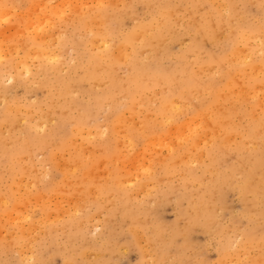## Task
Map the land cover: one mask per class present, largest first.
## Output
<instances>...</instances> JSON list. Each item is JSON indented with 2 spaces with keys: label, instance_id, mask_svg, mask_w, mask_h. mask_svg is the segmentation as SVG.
<instances>
[{
  "label": "bare ground",
  "instance_id": "6f19581e",
  "mask_svg": "<svg viewBox=\"0 0 264 264\" xmlns=\"http://www.w3.org/2000/svg\"><path fill=\"white\" fill-rule=\"evenodd\" d=\"M125 2H121L123 9L120 12L108 2L107 4L101 2V5L95 7V11L92 10L89 14L90 19L80 22L85 34H80L78 37L65 34L60 28L56 37L53 33L52 35L48 33L50 34L48 36L39 25L33 27L36 33L34 36L18 37V39L0 36V70L8 72L7 76L11 75L8 76L9 79L12 76L15 79H22L28 75L30 60L35 61L37 72L44 76L39 85L47 89L45 90L49 95L48 108L47 111H42L38 107L39 112L32 126L41 130L40 127L45 128L44 126L53 119L52 123H49L50 126L47 125L51 128L49 135L34 139L28 132V126H25L26 116L20 113L17 103L3 100L5 102L0 111V125L5 126L6 130L1 131H5L3 133L6 135L0 134V155L3 156L12 183L15 185L9 186L7 194L0 192V212L6 213L8 206L15 205L19 201L17 196L13 195L14 188L18 186L13 176L27 174L29 167L24 164L25 160L32 156L34 149L47 148L48 145L50 149L46 150L44 161H47L51 167L61 166V169L58 168L61 170L60 180L52 183L48 191L56 194L62 190V187H67L63 196H69V199L76 197L86 204L92 201L96 203V208H99V200L106 198L110 202L106 210L110 215H118L120 220H126L129 231L135 239L140 232L139 229L142 228L143 222L139 216L144 210L133 207L131 191L135 192L133 190L136 189L145 193L149 188L146 182L153 184L147 181L152 178L156 182L165 181L168 192L172 190L171 176L178 172L180 165H183L180 174H182L184 191L176 200L179 203L182 199H186L188 205L181 209V214L187 220L186 227L181 232L184 233L196 224L202 226L205 231L209 230L219 207L216 197L217 187L226 184L236 186L244 202L242 214L248 224H254V226L249 224L241 230L242 237L238 247L244 249L242 255L245 256V251L249 247L264 243V228L261 226V217L264 216V147H262L264 145L262 144L264 143V0H128V2L125 0ZM134 2L149 8L147 21H139L132 16ZM246 4L258 9L255 19H250ZM181 8L182 16L178 14ZM124 24L128 26L127 31L124 35L118 36L119 26ZM73 25L70 26L73 28ZM177 25L193 32L197 38L195 41H189L190 43L175 55L170 66L163 67L161 62L167 56L169 42L179 38L176 32ZM251 40H258L254 47L250 46ZM205 42L214 45L221 42V51L203 52ZM65 45H69L81 60L77 66L70 68L67 75H62L59 69L61 52ZM19 50L21 55L18 54ZM188 54L192 55L190 60L187 58ZM121 68H125L126 73L120 76L118 70ZM74 70H78L75 78L72 76ZM50 73L53 74V78L48 76ZM74 84L83 85L85 92H89L92 96V102L83 103L85 105L75 115L73 110L77 108L78 103L76 104L75 96L73 97L72 94ZM148 92L151 94L148 95ZM137 108L144 109L143 116L136 122L126 120L124 113L128 112L134 117L137 115ZM101 111L106 121L102 131L96 122H90L91 117H96ZM66 123L69 124L67 131L62 130V126ZM170 130L172 135L174 133L175 139L167 143L168 155L159 159L162 169L160 176L150 174V166L143 169L135 155L130 158L126 157L125 153L122 154L123 147L127 146L130 149L137 142L142 143L144 150H148L153 144V139L159 140L163 134L171 132ZM183 130H186V133H183ZM94 132L101 137L91 139V134ZM77 136L92 143L90 151L87 152L82 143H76ZM65 151L68 157L64 159L62 154ZM205 156L209 160L203 170L209 173L206 179L195 175L192 171L194 169L192 163L201 162ZM227 156L231 157L230 161H226ZM126 160L134 164L135 161L138 162L134 166L138 170L142 168L141 171L146 173L144 180H138L131 190L126 184L131 175V171L125 170L123 165ZM220 163H223V168H218ZM99 165L110 166L103 180L97 178L95 171L100 167ZM139 165L141 168H138ZM191 181H197L201 186V192L196 197H192L186 190L189 187L188 182ZM25 190L26 188L24 193ZM147 193L149 194V191L146 195ZM81 205L82 208L83 204ZM73 206L75 211L76 205ZM41 211L46 213L47 210L42 207ZM71 214L68 211L67 221L62 223V228L67 225L70 228L74 226L73 229L71 228L73 232L70 231L68 234V241L75 233L80 232L81 221L86 219L85 216L83 220L75 219ZM15 219L18 220L19 216ZM11 221L14 222L13 219ZM54 225L52 221L46 223V231L50 232ZM35 226L30 224L27 228H23L20 224L15 237L9 236L7 240L0 238L3 253L17 246L25 245L26 249L32 240L29 238V231ZM151 228L150 239L161 242L159 249L164 250L166 248V241L162 240L164 232L156 223L152 224ZM168 230H171L168 234L171 241L177 235L178 229L172 226ZM38 239L39 237L37 242ZM34 241L33 239L29 249L34 245ZM39 241H42L41 238ZM51 242L55 246L59 245L53 236ZM106 247L110 250L114 249L111 241L105 244ZM87 250L86 247H80L77 254L85 257ZM51 251V254L62 256L64 263L74 258L72 254H63L61 246H56ZM221 251V258L224 259L236 255L235 251L231 252L225 248ZM41 258L43 259L42 254L35 258L34 264H42ZM91 259L93 264H104V260L97 253H91ZM79 263L86 264L84 259ZM13 264H21V260L17 259ZM249 264H259V260L254 259Z\"/></svg>",
  "mask_w": 264,
  "mask_h": 264
},
{
  "label": "rangeland",
  "instance_id": "374dc122",
  "mask_svg": "<svg viewBox=\"0 0 264 264\" xmlns=\"http://www.w3.org/2000/svg\"><path fill=\"white\" fill-rule=\"evenodd\" d=\"M99 1L100 2L98 3V0H87V1L86 0H61V1L60 0H46V1L45 0H5L3 3V0H0V32H1L0 36H2V38L4 37L8 39H12L13 37H14L13 39H18V37L21 38V37L34 36V34L36 33L33 27L39 25L42 28L43 32H47L46 34L48 36L50 34L52 35L53 33V35L56 37V35L58 34V29L60 28L62 32H65V34L68 33L67 35H71L72 37L74 36L78 37L80 36V34L81 35L85 34V31L81 27L80 22L90 19L89 14L92 12V10L95 11L96 9L95 7L98 8L101 5V2L102 3L104 2V4H107L108 2V4L111 7L112 6L115 7L119 12L122 11L123 9L122 3H126L125 0H113V1L99 0ZM126 1L128 2V0ZM44 2H46L45 5ZM35 3H37V5ZM56 6L58 8H56ZM245 6L246 9L249 11L250 19L251 20L255 19L256 17L254 16L255 14L258 13L257 12L258 9H256L251 4H246ZM119 7L121 9H118ZM60 9H64V10L62 11ZM134 11L136 12V14ZM33 14L35 15V18ZM178 14L182 16L183 14L182 8L179 10ZM148 15H149L148 7H145L142 4L141 5L137 4L136 2L133 3L132 16L135 19L139 21H147V19L149 18ZM60 24L61 26H59ZM70 25H73V28ZM127 27H128L127 24L120 25L117 35L118 36L124 35L125 32L127 31ZM176 32L178 33L179 38L176 40H171L169 42L167 48L168 50L167 56H165L161 62L163 67L170 66L172 61H174L175 59V55L178 52H180L185 46H187L188 43H190L191 41H195L197 38L193 32L185 30L182 26L179 25L176 26ZM255 42H258V40H251L250 43L252 44L250 46L254 47ZM219 43L220 44L214 45L211 44L210 42H205L202 51L204 52L207 50L208 51L211 50L216 53H219L222 48V43L221 42ZM65 46L63 47L61 52V58L62 59L64 58V60L61 59V65L59 69L60 74L62 75H67L69 73L70 68L73 66H77V64L81 60V58L76 54V52L70 49L69 45H65ZM18 54L21 55V50H19ZM191 57H192L191 54L187 55L188 60H190ZM32 61L30 60L29 62L30 73L28 75H25L22 79H15V77L13 78V76H12L13 80L12 78L9 79L8 76L10 74L7 76L8 72L0 70V111L2 110L3 103L5 102L3 100L5 99L7 101L13 102V104L17 103L18 105L16 104V106L19 107L20 113L23 116H26L25 126H28V132L31 133L30 135L34 137V139H39L49 135L50 133L49 130L51 128L48 126H50V124L52 123L51 120L53 119H51L50 122L48 121L50 124L47 123L46 126H44L45 128L40 127L41 130L32 126V124L35 122V119L37 118L36 115L39 112L38 107L42 111L43 110L47 111L48 98H49V95L46 91L47 90L46 87L39 85V83L44 79V76H41V73L37 72L35 67L36 63H34L35 61L33 62ZM76 73H78V70L72 71L73 78H75ZM125 73H126L125 68H121L118 70V74L120 76L124 75ZM48 76L50 78H53V74L51 73ZM74 86L76 88L73 87L72 94L73 97L75 96L74 98L76 99L75 100L76 104L78 103L77 108L73 110V114L75 115V113H77L81 107H83L85 104L90 103V101L92 102V96L89 92L88 93L85 92L84 88L82 87L83 85L74 84ZM74 91H76V93ZM147 94L150 95L151 92H148ZM142 109L143 108H137L136 111L137 115H135L134 117L130 116L128 112H125L124 113L125 119L128 121L129 120H133L135 122L138 121L145 113L144 109L143 110ZM257 112H259V108H257ZM90 122L91 123L96 122L99 125L100 130L102 131L103 128H105V124H106V121L103 116V111L99 112L96 115V117H91ZM68 127L69 124L66 123L64 124V126H62V130L67 131ZM1 130H6L4 125L3 126L0 125V134L5 136L6 135L4 134L5 131H1ZM172 131L171 132L168 131L165 134H163L162 137L160 138L161 140L159 139L160 143L158 139H153L152 142L153 144L149 146L150 149L148 150H144L141 145L142 143L137 142V144H135L130 149L127 148V146L126 148L123 147L122 154L125 153L124 155L126 157L129 156L130 158L135 155L136 160L140 161L139 163H141L142 168L144 167L145 169H147L150 166L149 168V171H151L150 174L152 173L157 176H160L162 174V169H161V164L159 163V159L161 160V158L163 159L168 155L169 150L167 143L169 141L172 142V140L174 141L175 139L174 133L173 135L171 134ZM183 133H186V130H183ZM94 137L96 139H99L101 135L100 136L96 135V133L94 132L93 134H91V139ZM75 139H76V143L83 144L81 145L84 147V149H86L87 152L90 151L89 149L92 148L93 146L92 143H89L81 136H77ZM236 139L238 140V138ZM262 147H264V145H262ZM47 149H50L48 148V145L47 148L34 149L32 156L30 155V158L28 159L29 161L25 160L24 163L26 166L29 167V168L27 167L28 173L26 171L27 174L24 175L17 174L13 176L14 181L17 182L19 186V187L16 186L14 188L15 192L13 193V195L15 197L17 196L19 201L18 203H16L17 205L15 204L12 206H8L9 207L7 208L8 214L7 212L6 213L0 212V238L3 237V239L7 240L12 235L13 236L17 235L18 234L17 229L19 228L18 226H20V224L21 227L23 226V228L24 227L27 228L30 224H35L37 227L35 226V228H32L29 231V238L30 240L31 239L32 240L29 243V245L26 246V249H25V245L20 247L17 246L16 248L19 249H16L14 247L15 249L3 253V250L0 247V264L6 262L13 264L17 259L21 260V264H34L35 258L40 254L43 255V259H46L47 257L45 261L41 258L42 259L41 261H43L42 264H45L47 261L48 262L46 264H80L79 263L80 260L83 259L85 260L86 264H93L91 259V253H97L100 256V258L104 260V264H159V263L160 264H242V263L249 264L254 259H258L259 264H264V243L258 246L249 247V249L245 251L246 254L244 253L245 256L242 255L244 249L238 247L239 240L242 237L241 230L244 227L248 226L250 223L248 224L247 219L242 214V210H243L242 208L244 207V202L242 201L240 194H238L236 186L232 187L226 184V185H220L219 187H217L218 189L216 188L217 189L216 197H217L219 210L217 209L215 220L209 230L205 231L203 230L202 226L196 224V226L193 225L183 233L181 232V230L184 227H186L185 225L187 224V220L185 219V216L181 214V209L187 207L188 202L186 199H182L179 203L176 200V198L179 197L181 192L184 191V187L182 186V174H180L182 173V170L184 168L183 165H180L178 172H175L171 176L170 181L172 184V190H168V192L166 191L167 186L165 181L156 182L152 178L147 180L153 183L151 184L153 186H151L150 182H146L147 183L146 185H148L147 187H149V188L146 187L149 191V194L147 193L146 195V192L148 191H145L144 193L143 190L135 189L133 190L135 192L131 191V194L133 195L132 196L133 207L139 210H144V213H142L139 216V219H141V221L143 222L142 228L139 229L141 233L139 232L136 236V238L137 237L138 238L134 239L129 231L128 222L126 220L125 221L120 220V218H118V215H110L109 212L106 210L110 206L109 204L110 202L106 198L99 200V204H100L99 208H96V203L92 201L86 204V202L78 200L76 197L75 198L71 197V199H69V196L66 195L63 196L65 193L64 190L67 189V187H62V190L61 191L59 190L58 193L56 194H53L52 191H48V189L52 187V183H56L57 181L60 180L61 166L59 165L58 167L56 166L51 167L47 161H44ZM126 153L128 154L126 155ZM63 154L65 155L63 156ZM63 154H62V158L65 159L68 157V153L66 151ZM203 158L201 162L192 163V165H194L192 166L194 168L192 169V171L195 173V175L204 177V179H206L209 176V173L204 172L203 170L205 165L209 162V160L208 157L206 156L205 158H207V160L205 158L204 159L207 162ZM1 159H3V156L0 155V160ZM230 159H231L230 156L226 157V161H230ZM133 160H135V158ZM137 163L138 162L135 161L134 164V162L126 160V162H124L123 164L125 170L127 169L131 171L130 172L131 175H129L128 177L129 182L126 183L128 184L127 188L129 190L135 187V183L138 180L141 179L144 180L146 176L145 175L146 173L141 171L142 170L141 165H139L138 167L141 168L139 170L137 169L136 166H134ZM197 163L199 164L197 165ZM0 164H1L0 192L3 194H7L9 191V186H14L15 184L12 183L11 180L12 178L9 174V168L5 163L4 159L3 161L2 160L0 161ZM48 167H51V169ZM58 168L60 169L58 170ZM108 168H110L109 165L106 166L101 165L100 167H97V170H95L97 172V178L99 179L102 178L101 180H103L104 176H106L105 172L107 171ZM218 168H223V163L222 164L220 163L218 165ZM37 173L40 175H38ZM75 177L77 178V176ZM134 178H136L137 180ZM31 181H33L32 183L33 185L31 184ZM28 182L29 185L27 186ZM188 183L189 185L187 184V186L189 187H187L186 189L187 192H189V194L192 197H196L201 192L200 184L198 185L197 181H191ZM154 185L156 188H154ZM25 188H26L25 190L26 193H24ZM38 191L40 193H38ZM42 193L45 195H43ZM39 194L41 195L39 196ZM22 203L23 204L25 203V205H23ZM81 203L83 204L82 208L80 207ZM18 205H21L22 207ZM73 205H76V210L78 211L75 210L76 211L75 212L73 210L72 208L74 207ZM14 206L17 207L15 208ZM42 207L46 208L47 210L46 213H43L41 211ZM68 211L69 213H72L71 215H73L75 219L83 220L84 219L83 217L84 216L86 217L85 219L86 221L85 220L81 221L80 232L75 233L74 236L71 237L69 241L67 238L69 232L70 231L73 232L72 230L73 225L71 226L72 229L68 225L62 228V223L67 221ZM74 214L78 216L75 217ZM18 216L20 219V220L18 219L19 221L15 219V217L18 218ZM11 219H13L14 222L11 221ZM44 219L47 221H45ZM41 220L44 223H41L42 222ZM51 221L55 224L54 225L55 229L54 228L52 229L54 232L52 230L50 232H47L45 224ZM151 222L152 224L156 223L164 232V234H162L163 242L166 241L165 243L166 248L164 250L159 249V245L161 244V242H155L154 240L150 239L152 235ZM250 225L254 226L253 223ZM172 226L178 229L177 230L178 233L171 241H169L168 234L171 232V230L168 229H171ZM261 226L262 228H264V216L261 217ZM214 227L216 230L214 229ZM43 231H45V233H43ZM3 234L4 236H2ZM52 236L54 237L55 242L59 244L56 246L59 247L61 246V248L63 249V254L73 255L74 258L71 261L64 263L62 262V256L58 254H51L52 252L51 250L54 247H56L55 244L51 242ZM38 237L39 239L41 238L42 241H39L38 239L37 242ZM33 239L35 240L33 242L34 245L31 246L29 249V246L31 245ZM108 241H111V244H113V248H114L113 250L107 249L108 247L105 248V244H107ZM168 242H170V244ZM183 245L185 246L182 247ZM63 246L65 248H63ZM80 247L88 248L86 256L84 255L85 257H81L79 254H77V250ZM223 247L225 249L230 250L231 252L235 251L237 256L230 255L232 257L225 259L221 258V252H222L221 250L224 249ZM233 247L234 249H232ZM101 253L103 256L100 255ZM6 256L8 257L6 258ZM150 259L151 262H149Z\"/></svg>",
  "mask_w": 264,
  "mask_h": 264
}]
</instances>
